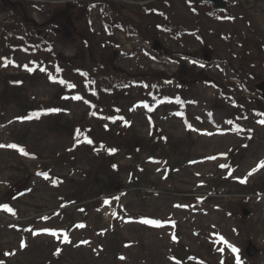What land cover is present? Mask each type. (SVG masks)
<instances>
[{"label": "rangeland", "instance_id": "1", "mask_svg": "<svg viewBox=\"0 0 264 264\" xmlns=\"http://www.w3.org/2000/svg\"><path fill=\"white\" fill-rule=\"evenodd\" d=\"M19 1L36 25L0 27V264H264V0ZM100 54L132 78L121 122L86 118ZM75 63L62 114L25 118Z\"/></svg>", "mask_w": 264, "mask_h": 264}, {"label": "trees", "instance_id": "2", "mask_svg": "<svg viewBox=\"0 0 264 264\" xmlns=\"http://www.w3.org/2000/svg\"><path fill=\"white\" fill-rule=\"evenodd\" d=\"M5 2L8 3L11 13L7 17L5 22L0 25L3 30L8 29V25L10 26V28L13 29H28L29 27L36 25L34 21L30 19L27 15L26 8L23 4L24 1L5 0ZM72 5L74 4H66V7H60L57 10L51 6L52 9L50 11V17L45 22V27L51 28L52 30L56 31V34L59 33L58 35H60L62 32L58 29V25L60 23L74 28V23L70 20L67 14V9L69 7H72ZM75 36L80 37L78 34H75ZM85 40L86 39L81 40V42ZM96 52L98 54V51ZM100 55L101 66H97L98 71H96L94 77V79H97L100 83L98 86L94 87L93 91L89 93V95L94 99V103H96V105L91 106L89 114H87L86 118L95 119L99 122H121L124 119L121 114L120 108L118 107L119 100H115L112 93H117L125 88L127 89V87L132 81V78L125 73L123 75L121 73L118 74L117 69L114 67L108 68L110 62L107 60L106 57H103V54ZM80 66V64L75 63L70 69L67 70L65 75L60 77L59 82L64 81V83L60 82L59 87L57 88V93H55L56 101L54 105L51 104L50 106H40V104H38L34 107L29 108V111L27 110L28 112L25 111L24 115L31 118L39 119L45 116L51 117L53 115L57 116L62 114V102H64L67 97L72 96V91L75 89V87H69V85H75L76 83L78 84L80 82V75L82 74ZM49 109H59V111H48ZM72 128V136L75 137L77 144L84 143L87 145V147L95 146L94 144H90L87 142L88 140L94 138V129H92L90 123L84 124L82 122L81 124L75 125Z\"/></svg>", "mask_w": 264, "mask_h": 264}, {"label": "snow or ice", "instance_id": "3", "mask_svg": "<svg viewBox=\"0 0 264 264\" xmlns=\"http://www.w3.org/2000/svg\"><path fill=\"white\" fill-rule=\"evenodd\" d=\"M29 70H31V69H29ZM52 77H50V79H51ZM61 83H64V81H60ZM69 87H75V85H69ZM75 99H77V100H79V99H82L80 96H76V97H74ZM48 111H59V109H49ZM25 118H31V117H25ZM21 119H24V118H21ZM261 123H264V121H261ZM88 143H92V141L91 140H88L87 141ZM9 147H13V148H16V147H18L17 145H9ZM24 155H27L28 153H26V152H24V150L21 148V149H19ZM110 152H114L115 151V149H110L109 150ZM221 167H225V165H221ZM260 167H264V161H261L260 162V164L257 166V168L256 169H253L252 171H256V170H258V168H260ZM252 174V172H249V174L248 175H251ZM46 175V174H45ZM246 179H247V177H245L244 179H242L241 180V182H246ZM106 203H107V201H106ZM0 209H3V210H6V211H8V212H13V209H11L7 204H0ZM144 223H149V224H154V225H156V226H161L164 222H162V221H156V220H144L143 221ZM174 223V222H173ZM80 227H83V225H80ZM44 231H51V234L52 235H57V233H56V231H54V230H49V229H44ZM173 239H175V236H173ZM221 239H223L222 237H221ZM65 240H67V235L65 234ZM225 243H227V241H225ZM21 246H23V244L21 245ZM57 251H59V250H57ZM232 251L233 252H237L238 250L235 248V247H232ZM237 264H239V258H237Z\"/></svg>", "mask_w": 264, "mask_h": 264}, {"label": "water", "instance_id": "4", "mask_svg": "<svg viewBox=\"0 0 264 264\" xmlns=\"http://www.w3.org/2000/svg\"><path fill=\"white\" fill-rule=\"evenodd\" d=\"M204 1L213 4V6L216 9H223L225 6V0H204ZM255 87L261 91V97L264 98V81L262 80L256 83ZM243 213L244 216L249 214V212L246 209H243ZM256 251H257L256 247H254V245L251 242L246 246V253L249 256H253L256 253Z\"/></svg>", "mask_w": 264, "mask_h": 264}]
</instances>
